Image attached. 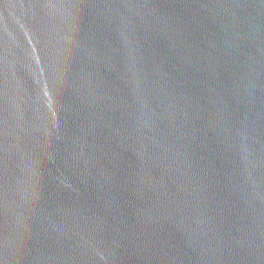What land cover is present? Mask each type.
<instances>
[{
    "label": "water",
    "instance_id": "obj_1",
    "mask_svg": "<svg viewBox=\"0 0 264 264\" xmlns=\"http://www.w3.org/2000/svg\"><path fill=\"white\" fill-rule=\"evenodd\" d=\"M0 264H264V0H0Z\"/></svg>",
    "mask_w": 264,
    "mask_h": 264
}]
</instances>
